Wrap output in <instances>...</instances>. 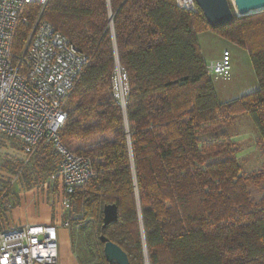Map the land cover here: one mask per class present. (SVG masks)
<instances>
[{
	"label": "trees",
	"instance_id": "trees-1",
	"mask_svg": "<svg viewBox=\"0 0 264 264\" xmlns=\"http://www.w3.org/2000/svg\"><path fill=\"white\" fill-rule=\"evenodd\" d=\"M231 5L234 19L213 27L200 7L187 10L176 0L47 1L43 17L87 56L59 135L72 148L74 140L112 133L93 149H76L96 171L72 199L73 224L95 220L92 230L71 228L81 264H117L106 259L101 234L131 264H145V253L150 264H264V164L243 171L224 127L249 114L264 149V10L237 15ZM39 9L26 8L16 52ZM208 29L248 49L257 89L219 99L198 37ZM117 61L129 86L125 109L113 92ZM60 159L42 141L26 163L6 159L1 168L20 170L32 187L54 175ZM11 185L0 181V212ZM109 203L119 218L104 226Z\"/></svg>",
	"mask_w": 264,
	"mask_h": 264
},
{
	"label": "built area",
	"instance_id": "built-area-1",
	"mask_svg": "<svg viewBox=\"0 0 264 264\" xmlns=\"http://www.w3.org/2000/svg\"><path fill=\"white\" fill-rule=\"evenodd\" d=\"M47 1L0 0V152L6 153V159L20 158L26 163L40 142L53 145L61 158L58 170L35 186L51 192L52 179L56 178L53 203L59 220L0 229V264H59V226L68 225L65 213L76 188L96 173L91 156L69 147L59 135L68 99L87 56L43 17ZM176 2L187 10L198 8L196 0ZM32 3L40 9L32 21L25 48L18 53L14 50L15 30L20 21H27L26 8ZM231 64V52L226 49L220 57L207 62V68L211 74L227 76ZM112 83L114 95L124 107L129 86L118 61ZM11 138L17 139L22 147L14 146ZM1 173L0 178L9 184L20 177V172ZM10 206L8 200L5 208ZM145 264H150L147 253Z\"/></svg>",
	"mask_w": 264,
	"mask_h": 264
},
{
	"label": "rangeland",
	"instance_id": "rangeland-1",
	"mask_svg": "<svg viewBox=\"0 0 264 264\" xmlns=\"http://www.w3.org/2000/svg\"><path fill=\"white\" fill-rule=\"evenodd\" d=\"M232 1L230 0V2ZM198 37L207 62L220 57L226 49L231 52L232 64L230 73L227 76L211 74L220 100H230L258 88V79L247 48L237 45L235 42L223 37L219 31L213 29L200 32ZM123 108L125 109L126 105ZM224 127L228 130L229 136L233 140V145L235 144L237 148V157L242 166V170L251 171L262 167L264 164V149L261 142H259V131L249 114L243 113L239 115L233 124ZM111 137L112 133L92 136L89 139H77L73 141L71 146L73 149L89 150L98 146L104 138ZM5 156L6 153L0 152V177L3 176L1 171L5 170L1 168V164L6 160ZM19 172L21 171L19 170ZM0 181L8 184L7 181L1 178ZM18 183L24 184L21 177L16 184ZM57 185L58 181L56 178H53L51 187L52 195ZM65 217L68 221V227L71 229L74 226L75 232H79L76 230L81 226H84L85 230L95 228V220L89 218L87 222L73 224L78 219H75L77 213L75 212L73 202L66 211ZM98 253L99 251L97 252V256Z\"/></svg>",
	"mask_w": 264,
	"mask_h": 264
},
{
	"label": "crops",
	"instance_id": "crops-1",
	"mask_svg": "<svg viewBox=\"0 0 264 264\" xmlns=\"http://www.w3.org/2000/svg\"><path fill=\"white\" fill-rule=\"evenodd\" d=\"M18 180L20 177L11 185L9 194L11 206L3 208L0 212V229L7 226L58 222L52 192L46 193L35 185L27 187L22 183L16 184ZM58 235L59 264H81L75 252L71 229L68 225L59 226Z\"/></svg>",
	"mask_w": 264,
	"mask_h": 264
},
{
	"label": "water",
	"instance_id": "water-1",
	"mask_svg": "<svg viewBox=\"0 0 264 264\" xmlns=\"http://www.w3.org/2000/svg\"><path fill=\"white\" fill-rule=\"evenodd\" d=\"M198 7L203 11L208 23L213 27L222 26L234 19V10L237 15H246L264 10V0H196ZM103 225L118 220L119 209L116 203L104 205ZM104 242V254L109 262L117 264H131L128 253L116 242L112 241L105 234L100 235ZM145 246L146 243L144 242ZM148 258V256H147ZM149 260V259H148Z\"/></svg>",
	"mask_w": 264,
	"mask_h": 264
}]
</instances>
